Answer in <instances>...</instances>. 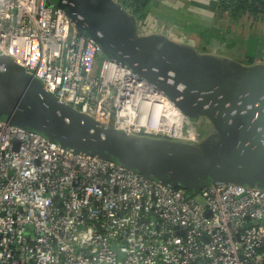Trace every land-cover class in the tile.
<instances>
[{
	"label": "built area",
	"instance_id": "built-area-1",
	"mask_svg": "<svg viewBox=\"0 0 264 264\" xmlns=\"http://www.w3.org/2000/svg\"><path fill=\"white\" fill-rule=\"evenodd\" d=\"M0 51L100 123L198 140L196 120L48 0H0ZM140 76L188 121L161 120L158 92ZM144 104L152 127L139 123ZM0 264H264V187L173 186L0 118Z\"/></svg>",
	"mask_w": 264,
	"mask_h": 264
},
{
	"label": "water",
	"instance_id": "water-1",
	"mask_svg": "<svg viewBox=\"0 0 264 264\" xmlns=\"http://www.w3.org/2000/svg\"><path fill=\"white\" fill-rule=\"evenodd\" d=\"M48 2L62 7L103 55L154 83L188 117H209L211 130L192 141L100 123L1 51L0 118L173 186L200 189L224 181L264 187V61L244 63L164 32L144 33L135 9L120 0Z\"/></svg>",
	"mask_w": 264,
	"mask_h": 264
},
{
	"label": "crops",
	"instance_id": "crops-1",
	"mask_svg": "<svg viewBox=\"0 0 264 264\" xmlns=\"http://www.w3.org/2000/svg\"><path fill=\"white\" fill-rule=\"evenodd\" d=\"M130 1L134 2L133 0H130ZM150 1L151 0H146V4L147 3L149 4ZM183 1H184V4H182ZM154 2H156L155 7L150 8V10H148V13H145L144 10H142L143 13L140 11L141 13L140 15L143 21V26L147 28L151 27L150 29L157 28V29L148 31L147 33L156 32V31L164 32L166 34L168 33L170 35H174V37H176V39H179V40H190L194 38L197 41L204 42L205 47L206 45L209 46V48H206V49L204 48L203 50L210 49L209 51L223 53L226 55H229V54L232 55L233 52L234 53L239 52L238 54L248 55L250 53H253L254 51H255L254 53H256L258 52L260 48H262V46L257 47V44L256 46L255 44L251 45L252 41L249 42V36H251V34H253L254 32L247 33L246 35L244 34L240 35L239 34L240 31L238 29L237 23L234 24V28H230V29L224 28L223 29L222 24L220 26H217L215 24L214 18L216 16H213L212 18L202 22L198 18L199 9L189 8V6L191 5V2L189 0H175V1L154 0ZM169 3H171L170 6H169ZM212 5H213V2L211 3L210 7H213ZM189 13H192V14L188 15ZM231 21H234V20L232 19ZM187 22L195 23L196 27L193 28L192 30L189 27V25H187ZM216 27H219L218 28V30L220 31L219 34L218 35L212 34V37L214 36L213 39L212 38L209 39L210 35L206 33L204 34V32L209 29H214V28L216 29ZM229 31H230V34L233 36L229 34ZM228 37H233V38L227 39ZM254 47H257V48H254ZM230 51L231 53H229ZM232 57L235 58V56H232ZM252 62H261V61L253 60V61H249L248 63H252Z\"/></svg>",
	"mask_w": 264,
	"mask_h": 264
},
{
	"label": "rangeland",
	"instance_id": "rangeland-1",
	"mask_svg": "<svg viewBox=\"0 0 264 264\" xmlns=\"http://www.w3.org/2000/svg\"><path fill=\"white\" fill-rule=\"evenodd\" d=\"M123 1V0H122ZM135 1V3L138 4V10H139V22H140V28L142 29V31L144 33H147L148 31L150 30H154V29H157V28H154V29H150L151 27L147 28V27H144L143 24H141L142 22V17H141V13L140 11L142 12V10L145 11V13H148V10H150V8L152 7H155V3L154 0H151L149 2V4L145 3V0H138V2H136V0H133ZM171 1H175V0H171ZM191 2V5L189 6V8H192V9H199V15H198V18L199 20H201L202 22L205 21V20H208L210 18H212L213 16H216L214 18V21H215V24L217 26H220L221 24L223 25V29L224 28H234V24L237 23V26H238V29H239V34L240 35H246L247 33H253L254 34H257L258 36H261L262 39L259 40V44L260 46H262V48H260L258 50V52L254 53V54H248V55H243V54H238L239 52L237 53H234L231 55V56H235L236 59L244 62V63H248L249 61H262L264 60V13L262 12L261 9H263L264 7H262L261 4H263V0H248V7H251L252 4L255 5L257 8H259V10L256 8V10H258L255 13H253V11L251 10H247V12H245L241 17L239 18H236V20L234 21H231L232 19H234L235 17L232 15V8L231 6H228L229 4L234 6V3H231V2H235L237 3L238 0H189ZM244 1V0H243ZM130 2V1H129ZM129 2H126V1H123V3L126 5V6H130L131 8L133 6H131L132 4H130ZM204 2V3H203ZM213 2V7H210L211 6V3ZM184 4V1L183 3ZM171 5V3H169V6ZM192 6V7H191ZM215 6V8H214ZM163 8V7H162ZM143 13V12H142ZM192 13H189L188 15H191ZM145 15V14H144ZM147 16V15H146ZM234 17V18H233ZM232 18V19H231ZM196 21V20H195ZM200 21V22H201ZM177 23V22H175ZM186 23V22H185ZM232 24V25H231ZM187 25H189V27L193 30V28L196 27V24L195 23H188L187 22ZM203 27V26H202ZM219 27H216V29H209V30H206L204 32V34H208L210 35L209 39H213L212 37V34L213 35H218L219 34V30H218ZM228 31V30H227ZM228 33V32H227ZM226 33V34H227ZM229 34H230V31H229ZM167 35L173 39H176V37H174V35H170L167 33ZM231 35V34H230ZM233 36V35H231ZM229 38H233V37H228L227 39ZM179 40V39H177ZM183 41H187V42H190L191 44H193L198 50L200 51H209L210 49H207V50H203L204 48H209L208 45H206V47L204 46V42H200V41H197L196 39L192 38L190 40H183ZM208 41V40H207ZM252 43L251 45L254 44L253 40H251ZM213 47V46H212ZM253 48V46H252ZM255 48V47H254ZM222 51V49H221ZM227 52V51H226ZM231 53V51L229 52ZM99 59L100 57L96 58L94 60V63H93V73H96L97 70H98V67H99ZM91 113V112H89ZM164 118H166V115L164 113H162L161 115V120ZM189 118H187L184 114L181 115L180 117V122H184V121H188ZM196 121H198V127L197 129L195 130L198 134V139L202 138L205 134H207L210 130H211V127H212V122H211V119L207 116H198ZM190 125L193 124V121H190L189 122ZM149 135V134H148ZM150 135H155L154 133H151ZM159 136V135H158Z\"/></svg>",
	"mask_w": 264,
	"mask_h": 264
},
{
	"label": "bare ground",
	"instance_id": "bare-ground-1",
	"mask_svg": "<svg viewBox=\"0 0 264 264\" xmlns=\"http://www.w3.org/2000/svg\"><path fill=\"white\" fill-rule=\"evenodd\" d=\"M139 80L142 81V84L145 86H149L150 88H153L151 85L150 82H148L147 80H145L144 78H142L140 76ZM154 91H157L158 93H156V97L159 98L160 101H162L163 103V115L165 113L166 115V118L167 119H172V120H177V122L180 121V117L181 115H183V113L176 107H174L172 104V102L169 101L168 97L162 92L160 91L159 89H156L155 87L153 88ZM152 109L149 108V105L148 104H144V105H141L139 108H138V120H139V123H145L147 124L148 126L151 125V127L153 126L151 123H150V117L149 115H147V113L149 111H151ZM164 119V117H163ZM170 121V120H169ZM130 122H135L134 119H131ZM120 127L122 128H126L128 129L124 124H121Z\"/></svg>",
	"mask_w": 264,
	"mask_h": 264
},
{
	"label": "trees",
	"instance_id": "trees-1",
	"mask_svg": "<svg viewBox=\"0 0 264 264\" xmlns=\"http://www.w3.org/2000/svg\"><path fill=\"white\" fill-rule=\"evenodd\" d=\"M222 1V0H221ZM259 1V0H258ZM264 1V0H263ZM136 2H138V0H136ZM132 3V5L131 6H133L134 7V9L136 10V7H135V5H136V3H135V1L134 2H131ZM231 3H234V6H232V5H228V6H231V8H232V15L235 17H233L234 19L233 20H236V18H239V17H241L245 12H247V10H252L253 11V13H255L256 14V12L259 10V8H257L255 5H253L252 4V6L251 7H248V0H238V2L237 3H235V2H231ZM248 3V4H247ZM256 8L258 9V10H256ZM262 12L264 13V9H262ZM264 15V14H263ZM262 39V37L261 36H258L257 34H251V36H249V42L251 41V40H253V42H254V44H255V46H256V44H257V47H259L260 46V44H259V40H261ZM257 47H255V48H257ZM250 54H254V53H250ZM253 61V60H252Z\"/></svg>",
	"mask_w": 264,
	"mask_h": 264
},
{
	"label": "flooded vegetation",
	"instance_id": "flooded-vegetation-1",
	"mask_svg": "<svg viewBox=\"0 0 264 264\" xmlns=\"http://www.w3.org/2000/svg\"><path fill=\"white\" fill-rule=\"evenodd\" d=\"M133 11H134V10H133ZM135 11L137 12V14H139V12H138V10H137V9H136Z\"/></svg>",
	"mask_w": 264,
	"mask_h": 264
}]
</instances>
